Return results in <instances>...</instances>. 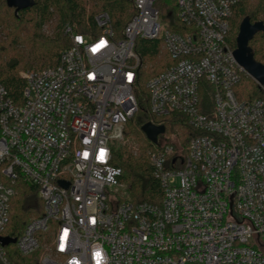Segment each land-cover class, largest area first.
I'll use <instances>...</instances> for the list:
<instances>
[{"label": "built area", "instance_id": "obj_1", "mask_svg": "<svg viewBox=\"0 0 264 264\" xmlns=\"http://www.w3.org/2000/svg\"><path fill=\"white\" fill-rule=\"evenodd\" d=\"M174 1L164 24L160 0H132L120 36L108 14L96 17V33L67 28L72 47L60 64L22 74L23 105L0 84V264H264V97L237 98L248 74L230 43L246 0ZM141 41L159 42L172 60L146 85L150 123L178 113L200 133L186 153L166 133L153 144L160 204L120 195L123 172L112 164L139 109ZM21 180L38 189L44 212L5 246Z\"/></svg>", "mask_w": 264, "mask_h": 264}, {"label": "trees", "instance_id": "obj_2", "mask_svg": "<svg viewBox=\"0 0 264 264\" xmlns=\"http://www.w3.org/2000/svg\"><path fill=\"white\" fill-rule=\"evenodd\" d=\"M172 2L171 7H161L165 18L170 19V15L175 14V1ZM134 12L132 0H35L33 8L16 15L15 9L9 8L6 0H0V84L16 105H23L26 81L21 73L58 66L62 54L72 47L67 28H73L80 34L96 33V17L108 14L115 31L122 32ZM247 17L252 23H264V0H246L234 9L230 34V43L234 49L237 48L241 23ZM54 18L57 20L55 32L48 36L43 33V28ZM140 46L145 66L139 70L136 88L139 109L126 127V142L113 146L112 164L122 170L119 181L126 186L132 203L160 204L163 189L150 163V153L155 146L142 141L145 137L142 128L156 121L149 114V92L146 85L151 78L164 72L170 63L161 64L166 53L159 51V42L141 41ZM250 46L255 59L264 64V32L257 34ZM235 92L237 98L245 102L264 97V89L248 75L236 85ZM203 100L211 106L210 90L203 93ZM164 125L166 134L163 137L173 143L178 151L183 148V153L187 152L191 139L200 134L189 125L186 117L178 113L167 117ZM133 144L138 147L137 155ZM15 188L17 194L11 203L9 225L3 234L11 240H17L28 224L44 212V203L35 186L21 180ZM41 253L28 256L25 260H31ZM15 254L17 256V252Z\"/></svg>", "mask_w": 264, "mask_h": 264}, {"label": "water", "instance_id": "obj_3", "mask_svg": "<svg viewBox=\"0 0 264 264\" xmlns=\"http://www.w3.org/2000/svg\"><path fill=\"white\" fill-rule=\"evenodd\" d=\"M6 1L9 8L15 9L16 15L35 6V0ZM261 32H264L263 22L252 23L249 17L245 18L240 26L234 56L237 62L246 70L247 74L264 89V64L259 63L255 59L254 51L250 46V42ZM142 132L152 144H158L159 137L166 133V127L148 123L142 128ZM1 240L5 246L16 241L8 238H2Z\"/></svg>", "mask_w": 264, "mask_h": 264}, {"label": "rangeland", "instance_id": "obj_4", "mask_svg": "<svg viewBox=\"0 0 264 264\" xmlns=\"http://www.w3.org/2000/svg\"><path fill=\"white\" fill-rule=\"evenodd\" d=\"M251 2L252 1H254V0H250ZM160 2H161V7L163 6V5H168L169 7H171L172 6V4H173V2H172V0H160ZM172 21V19H164V21H163V23L165 24L166 22H171ZM56 24H57V20H56V18H54L53 19V21H51L50 23H48L47 25H45L44 26V28H43V33L44 34H46V35H48V36H52L53 34H54V30H55V26H56ZM123 31V30H122ZM231 32H232V30H231ZM116 34H117V36H120L121 35V32H117L116 31ZM161 46H159V48H160ZM168 63H172V60H171V58L167 55V54H165V56H163V59H162V61H161V64H163V65H167ZM24 72H26V71H24ZM24 72H22L21 73V76H22V74L24 73ZM145 135V134H144ZM142 141L145 143V144H148V143H151L148 139H147V137L145 136L143 139H142ZM124 143V142H126V140H125V137L122 139V140H119V141H117L115 144H121V143ZM133 147H134V153L137 155L138 154V147H137V145H135V144H133L132 145ZM119 194L120 195H122V196H128V192H127V188H126V186L124 187V189H121L120 191H119ZM43 236L44 237H48L47 236V234H44V235H42L41 236V238H42V240H43ZM6 251H7V253L9 254V257L10 258H15V259H17V256H16V252H17V248H16V246L15 245H10L9 247H7L6 248ZM29 260V259H28Z\"/></svg>", "mask_w": 264, "mask_h": 264}]
</instances>
